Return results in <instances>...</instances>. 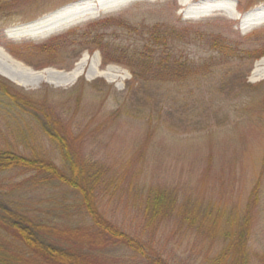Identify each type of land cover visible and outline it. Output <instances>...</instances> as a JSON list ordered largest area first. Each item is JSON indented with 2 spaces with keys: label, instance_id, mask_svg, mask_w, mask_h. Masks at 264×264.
Listing matches in <instances>:
<instances>
[{
  "label": "rangeland",
  "instance_id": "rangeland-1",
  "mask_svg": "<svg viewBox=\"0 0 264 264\" xmlns=\"http://www.w3.org/2000/svg\"><path fill=\"white\" fill-rule=\"evenodd\" d=\"M94 1L0 0V47L24 69L68 73L86 56L82 75L65 86L32 82L23 88L2 76L0 81L34 101L47 99L52 113L73 128L74 148L103 173L97 190L99 210L120 230L152 247L168 264H217L213 259L228 244L224 222L232 232L243 225L264 139L244 121L237 128L207 129L213 124L209 112L202 115L208 121L196 123L198 111L191 100L198 92L192 76H166L168 72L156 76L154 72L153 79L165 84H145L137 94H130L128 67L136 66L131 59L137 54L157 61L164 52L171 60L189 61V67L202 65L214 54L210 35L233 43V39L254 36L238 49L262 48L264 0H185L183 5L177 0H118L110 13L99 11ZM50 16L63 20L59 21L62 26L56 22L60 28L47 34L39 23ZM195 25H203L206 32L190 28ZM164 33L165 49L159 45ZM263 59L254 60L249 72V64L245 67L246 83L264 80V65L260 75H253ZM106 72L110 81L98 75ZM218 73L203 84L222 79ZM181 80L185 81L179 86ZM0 149L27 157L38 154L61 166L55 146L33 120L1 97ZM26 179L28 175L18 171L1 174L0 199L41 212L44 220L60 225L81 216L76 209L67 212L60 206L64 199L73 201L69 192L64 194L56 184L39 191L23 188L20 185ZM151 189L175 201L172 214L155 224L144 215ZM250 227L247 264H264V176ZM101 257L117 264H146L121 247Z\"/></svg>",
  "mask_w": 264,
  "mask_h": 264
},
{
  "label": "trees",
  "instance_id": "trees-1",
  "mask_svg": "<svg viewBox=\"0 0 264 264\" xmlns=\"http://www.w3.org/2000/svg\"><path fill=\"white\" fill-rule=\"evenodd\" d=\"M190 28L199 34L206 32L203 25ZM252 37L233 39L236 41L233 43L221 36L210 35L208 41L212 42L214 54L199 66L189 67V61L183 58L171 60L168 54H164L166 52L160 55L158 62L143 53L137 54L131 59L136 66L128 67L131 69L132 80L126 84V89L130 94H137L142 85L156 83L160 87L161 82L165 84L164 81L153 79L154 72L156 76L162 72H168L166 76H176L177 73L186 78L192 76L195 92H198L191 100V106L198 111L195 116L199 121L196 123L208 121V117L202 118V115L209 112L213 124L208 125L207 129L237 128L244 121L245 125L253 128L264 139V80L255 84L244 81L245 72H249L252 62L264 56V47L238 49L240 45H248ZM166 40H161L159 44L164 49L167 46ZM248 64L249 68L246 69ZM217 70L223 78L205 86L203 81L217 75ZM184 81L181 80L179 86ZM193 92L190 91L191 94ZM0 97L9 100L16 109L33 120L35 128L55 146L61 163V166H57L45 156L34 154L27 157L0 149V175L11 171L28 175V179L20 186L35 187L36 191L40 190L39 187L56 184L64 194L69 192L73 200L64 199L60 206L67 209V212L76 209L81 213L75 221L68 220L60 225L44 220L46 218L41 212L14 207L12 203L7 205V200L0 199V264H117L105 256L101 257L114 247L135 254L146 264H168L152 247L123 232L101 213L97 190L103 173L95 165L87 164L81 157L80 149L74 148L71 143V139L76 138L73 128L70 129L67 122L52 113L47 99L34 101L19 88L1 81ZM80 99L78 96L77 103ZM124 106L127 107L126 104ZM263 176L264 148L256 183L245 205L243 225L232 232L230 224L224 222L227 229L223 235L228 244L213 259L217 264H223V261L228 264L248 263L247 244L251 236L252 211L258 203ZM174 205L173 199L169 200L164 193L151 189L144 201L146 220L155 224L158 219H165L169 213L172 214Z\"/></svg>",
  "mask_w": 264,
  "mask_h": 264
},
{
  "label": "bare ground",
  "instance_id": "bare-ground-1",
  "mask_svg": "<svg viewBox=\"0 0 264 264\" xmlns=\"http://www.w3.org/2000/svg\"><path fill=\"white\" fill-rule=\"evenodd\" d=\"M177 1L180 5H183V3H185L188 0L186 1L177 0ZM117 2L119 1L118 0H112V1L95 0L93 3H97L98 5L97 7H99L98 8L99 11H103L104 13H110V8L112 7V5H114ZM93 6L94 5H92V7ZM94 7L91 8L92 11L96 10ZM60 13L62 12H58L57 14H60ZM55 17L56 16H50L49 18H46L39 23L41 25V28L44 27V30L42 32H46L47 34H49L52 31H54V29L60 28L59 25L62 26V24H60L59 21H62L63 19L57 20ZM56 22H58L59 25H57ZM15 34L19 36L20 32H16ZM13 37H16V36H13ZM85 60H86V56H84L81 59V61L76 65V67L68 73H62V72L57 73L52 70H43L41 72H33V71H30V70H27L21 67L15 61H13L6 54L5 51L0 49V76L6 78L7 80L23 88H29L32 82L36 84L41 83V82H47L56 87L63 86V85L65 86V85L74 83L82 75V65ZM262 65H264V59L255 65L254 70H253L254 76L260 75L261 70L259 68ZM98 75L105 78L107 81H110L109 78L106 77L108 75L107 72L100 73Z\"/></svg>",
  "mask_w": 264,
  "mask_h": 264
},
{
  "label": "water",
  "instance_id": "water-1",
  "mask_svg": "<svg viewBox=\"0 0 264 264\" xmlns=\"http://www.w3.org/2000/svg\"><path fill=\"white\" fill-rule=\"evenodd\" d=\"M0 49H1V47H0Z\"/></svg>",
  "mask_w": 264,
  "mask_h": 264
}]
</instances>
